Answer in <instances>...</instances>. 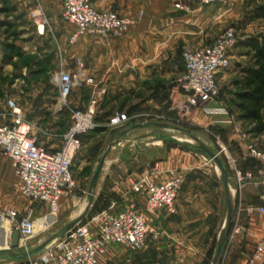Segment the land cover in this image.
I'll use <instances>...</instances> for the list:
<instances>
[{
    "label": "crops",
    "instance_id": "0c3cea01",
    "mask_svg": "<svg viewBox=\"0 0 264 264\" xmlns=\"http://www.w3.org/2000/svg\"><path fill=\"white\" fill-rule=\"evenodd\" d=\"M43 1L53 30L59 35V48L66 67L73 69V59L81 58L85 75L107 89L103 105L98 110V117L108 114L104 117L108 120L113 115L109 113L108 105L105 106L108 100L112 104H117L122 99H133L135 96L138 98L140 97L138 92L144 91L146 99L143 105L149 112L161 113L160 119L163 118V114L169 112L174 117H184L186 120L179 121L190 123L198 130L211 135L219 131V134H216L221 136L225 146L223 147L237 164V171L250 170L247 161L251 162L252 159L248 158L245 146L253 142L264 148V133L257 136L247 134L241 123L231 114L233 120L225 113L207 114L201 108H193L188 112L179 111L186 97L174 84V80L183 72V64L179 57L182 50L201 48L213 43L229 25L233 23L242 25L244 15L246 16L248 11L263 0H237L228 7L218 3L203 6L200 0H92L96 10L113 11L131 17L133 21L129 31L118 39L82 36L73 44H69L68 39L75 26L62 23L61 0ZM175 3L186 8L178 9L174 6ZM261 22H264V19L244 21L242 35L234 48L237 52L234 54L233 49L230 53V59H234V64L245 66L252 63V60L248 64L244 61L247 49L241 47L239 43L251 36L264 35L261 31L256 33L252 31L253 25L257 26ZM51 45L53 44L49 42L40 44L39 50L53 51ZM248 57H251V53ZM238 71L236 68L227 74H223L224 71L219 72L216 76L217 84L223 88L226 77L228 80L234 78L239 75ZM230 86L232 87V83ZM230 95L228 90L223 100L229 101ZM85 104L86 101L81 98L75 107H84ZM223 105L222 101L217 100L207 104V108L218 109ZM262 113L264 116V110ZM134 118H138V115ZM9 122V115L7 116L1 107L0 126ZM142 124H147L146 127L156 126L157 122L144 121ZM160 125L168 127L166 124ZM34 138L37 145L47 150H58L61 146V143L56 149H53V144L49 146L51 135L50 139L47 138L48 144ZM150 152L152 156L147 160L148 167L157 172L158 181L166 179V173L173 169L182 171L185 180L176 200V214L169 215L163 211L146 214L145 221L149 227L146 250L157 251L158 245L163 244L165 245L163 250L168 252L175 246L176 256L179 253L183 257H192L195 253H201L214 236L215 238L219 236L225 220L226 196L219 176L215 171L216 178L214 174L203 170L206 164L198 158L195 159L196 154L185 148L158 146ZM128 174V178H135L138 175L130 168ZM229 177V198L233 209L236 202L238 206L243 204L245 209L264 203L261 195L264 189L256 180L239 185L241 188L238 195L235 172L229 174ZM124 183L127 189L121 186L114 188L113 191L118 194L116 199L129 189L127 179ZM16 186L18 194L14 188ZM20 193V183L12 162L0 152V209H11L19 215L27 210L30 207L28 201L18 202L14 197L15 195L22 197ZM41 206L43 211H46V207L43 204ZM245 212L244 220L236 225V230L230 236V245L237 253L235 264H245L254 244L264 240V220H258L259 216H256V213L250 214L247 209ZM32 215L38 216L35 211ZM204 242L208 243L203 247L201 244Z\"/></svg>",
    "mask_w": 264,
    "mask_h": 264
},
{
    "label": "built area",
    "instance_id": "2783aa9c",
    "mask_svg": "<svg viewBox=\"0 0 264 264\" xmlns=\"http://www.w3.org/2000/svg\"><path fill=\"white\" fill-rule=\"evenodd\" d=\"M236 1L200 0V3L203 6L218 3L228 7ZM61 6L63 21L75 26L70 43L82 36L121 38L128 33L133 21L129 16L113 11L96 10L92 0H61ZM174 6L184 8L179 3ZM40 14L41 9L36 8L31 16L37 33L42 35L46 20ZM237 42L236 30L228 27L213 44L183 50V72L175 83L185 95L186 101L179 107V111L201 108L207 114L225 113L233 120L227 106L214 109L207 108V104L219 98L216 76L230 67V53ZM52 80L63 102L68 99L74 87L86 85L91 91L84 107L69 109V122L59 149L47 150L37 145L30 132L33 124L26 122L21 109L9 102L11 119L9 123L0 126V152L11 160L21 194L30 201L43 204L50 215H56L61 200L75 187L71 162L81 148V138L97 126L95 118L106 88L85 75L81 59L75 60L73 69L62 66ZM128 120L124 113H115L108 118L107 125L118 128ZM245 148L248 158L257 163L258 170L256 175L250 172L241 174L235 170L236 182L242 185L246 181L256 180L264 189V151L258 150L250 142ZM156 174L152 167L146 165L144 171L135 178L127 177L129 189L126 193L119 199L111 200L105 209L84 224L80 222L67 235L50 243L41 253L27 259V264H97L109 246H120L130 252L142 250L149 233L146 214L158 211L176 214V200L185 180L184 173L176 169L169 170L166 179L162 181L157 180ZM251 211L263 215L264 203ZM49 224L48 220L33 219L31 211L20 217L14 210L0 209V233H8L7 244L10 245L13 232H17L18 248L21 250L26 249L28 241L44 231ZM263 263L264 242H259L254 245L245 264Z\"/></svg>",
    "mask_w": 264,
    "mask_h": 264
},
{
    "label": "rangeland",
    "instance_id": "374dc122",
    "mask_svg": "<svg viewBox=\"0 0 264 264\" xmlns=\"http://www.w3.org/2000/svg\"><path fill=\"white\" fill-rule=\"evenodd\" d=\"M36 8L41 9L40 15L46 20L45 30L41 36L37 33L34 18L31 16V13L35 11ZM184 8L186 7L184 6ZM60 18L62 23H66L63 21L62 16ZM243 18L244 21H247L245 15ZM243 23L242 25L233 23L228 26L236 30L238 39L242 35ZM252 31L254 33L260 31L264 33V22L259 23L257 26L253 25ZM73 33L74 31L71 33L70 37ZM70 37L68 43H75L76 41L70 43ZM48 42L53 44L51 45L53 46V48L51 47L53 51L41 52L39 50V48H41L40 44L43 45V43ZM59 45V35L53 30V26L49 21V16L44 9L43 0H0V108L2 107L6 111L7 116L9 115L11 119L9 102L14 103L21 109L23 119L33 124L34 127L30 132L34 137L48 144L47 138L50 139L49 135H51L52 140H50L49 146L53 144V149H56L62 141L66 125L69 122V109L76 108L75 106L78 100H81V98L82 100L86 99H83L85 91H87V89L90 91L89 87L86 85L74 87L68 99H66L65 102H61L57 87L52 80L53 75L58 72L62 66H66ZM8 46H11L12 49L9 50ZM15 51L19 53L18 56L12 57V59L6 61L8 53L10 54L11 52L14 54ZM233 51L235 54L237 49ZM182 52L183 50L179 53L180 59ZM248 54L250 53L247 50L246 55H244L246 57L244 61L247 62V64L252 60L251 57H248ZM76 59L81 58H74L72 61L73 65ZM233 60L234 59H230V67L225 70L223 74L229 73L231 69L235 70L238 68V65H236L237 63L234 64ZM238 76L239 75H236L229 80L228 77H226L227 79L224 81L223 88L218 84L220 93L218 101H222L225 106L227 105L223 98L225 99V96H227L228 90L232 91L234 89L230 85ZM175 80L174 84L176 85ZM227 81L231 83H227ZM138 96L140 97L137 98L135 96L136 98L134 97L133 99H122L117 104H112L109 100L105 103V106L106 104L108 105L109 113L113 115L120 112L124 113L129 120L124 123L122 127L112 128L107 125L108 120L104 118L105 116L98 117L96 129L98 128L99 131L92 130L81 138V148L71 162L75 187L70 194L61 200L56 215H50L47 209L43 211L41 208L42 204L30 201L23 195L22 197L14 196L18 202H25L27 200L30 206L27 210L21 212L20 217H24L27 211H31L32 214L35 211L38 216L34 217L32 215L33 219L48 220V222H50L49 226L44 231L28 241L29 246H38L47 240L51 234L71 220L77 218L85 210L87 212L81 222L84 224L86 221L90 220L92 216L104 208L109 199L114 200L118 197V194L113 191L114 188H119L121 186V188L127 189L124 182L129 175V168L138 173V175L144 171L146 165H148V158L152 156L150 151L154 148H158V146H171V148H177V145H168V143L162 142L158 138L159 135L173 137L186 144L187 148L185 149L196 154L195 159L198 158L201 162L206 164L203 170L212 173L211 175H215V171L220 178V182L221 174L219 170L214 162H208L205 157L196 150L195 146L198 144H202L206 148L216 152L229 174L235 172V170L237 171V164L226 148H224L225 146L222 143L223 140L221 136H218L216 133L215 135H211L206 131L198 130V128L190 123L185 124L179 121L186 120L184 117H174L170 112L168 114H163V118L160 119L159 116L161 113H157V111L151 113L149 109L143 105L146 99L144 91L138 92ZM104 100L105 95L99 107L103 105ZM135 115H138V118H134ZM144 121H151L152 123L157 122V125H149L148 127L139 126ZM160 124L180 127L182 131H177ZM190 128L193 130V136L183 131V129L189 130ZM158 142L161 143L158 144ZM250 143L258 150L264 151V148L257 143ZM103 155H105V159L99 180L96 188L90 191V181L93 172ZM214 177L216 178V175ZM133 178L134 177H132V179ZM14 188L18 194L19 190L17 186ZM240 188L241 186L239 187L238 185V195H240ZM261 195L264 196V193ZM124 202L127 203V201ZM261 205L262 204L247 207L246 209L251 214L254 213L251 209L259 208ZM244 207L243 204L242 206H238L236 202V207L233 209L232 213L228 237L216 264H235L237 253L235 248L230 245V236L233 231L236 230V225L241 224L242 220H244L245 216H243V214L246 213ZM226 212L227 208L224 210L225 218ZM256 216H259L258 220H264V214H257ZM224 222L225 220H223V223ZM222 230L223 229H221V231ZM219 236L217 238L214 236L209 243H202L201 245H203V247L206 243H208V246H205V248L201 250V253L193 254L192 257H183L180 256L179 253L178 256H176L175 246L171 247V252L164 251L165 245L163 244H159V250L154 252H148L149 250H146L147 244L138 252H130L120 246H109L107 254L99 259L97 264H212L216 254ZM261 242H264V240ZM7 248H9V245ZM7 248H2L0 246V250H5ZM171 253L172 255L170 256ZM20 262H22V264H27V260L13 262L6 259V255L0 254V264H19Z\"/></svg>",
    "mask_w": 264,
    "mask_h": 264
},
{
    "label": "trees",
    "instance_id": "16d2710c",
    "mask_svg": "<svg viewBox=\"0 0 264 264\" xmlns=\"http://www.w3.org/2000/svg\"><path fill=\"white\" fill-rule=\"evenodd\" d=\"M246 17L247 22L264 19V0L248 11ZM239 45L251 53L252 63L245 66L238 65L239 76L233 80L232 87L234 89L230 91L231 97L229 101H225V103L229 109V113L235 116L236 120L241 123L246 133L251 136H257L264 133V116L262 113L264 110V35L248 37L241 41ZM8 48L9 50L12 49L11 46H8ZM18 54L17 51H15L14 54L11 52L10 54L8 53L6 61H9L12 57L18 56ZM84 94L83 99L86 98L85 101L87 102L90 97V91L87 89ZM105 116L107 117L108 114ZM97 119L98 115L95 121H97ZM189 130L193 131L191 128ZM93 131H99V129L95 128ZM215 133L219 134V131ZM247 163H249L250 167L248 172L252 173V175H256L258 170L257 163L254 160H251V162L247 161ZM240 173L246 174L247 171L241 169ZM110 201L109 199L106 202L103 209L109 205ZM19 264H22V262Z\"/></svg>",
    "mask_w": 264,
    "mask_h": 264
},
{
    "label": "water",
    "instance_id": "95a60500",
    "mask_svg": "<svg viewBox=\"0 0 264 264\" xmlns=\"http://www.w3.org/2000/svg\"><path fill=\"white\" fill-rule=\"evenodd\" d=\"M139 126L146 127L147 124H141ZM168 127H170L171 129L177 130V131H182V129L178 128V127H174V126H168ZM183 131H185L190 136H193L192 131H190V130H187V131L183 130ZM158 138L164 143L173 144V145H177L179 147L187 148L186 144L176 140L173 137L159 135ZM195 148L198 152H200L205 157V159L208 162H214V164L216 165L217 169L219 170V172L221 174V184L223 186V190H224V193L226 196V208H227L226 218H225L224 226L222 228L223 230L220 232V236L218 239L216 254H215V257L213 258V261H212V264H216L217 259L220 256V254L224 248L225 241L228 237L231 219H232V213H233L232 204H231L230 198H229V187H228V181H229L230 177H229V173L226 170L222 160L218 157L216 152L206 148L202 144H198L197 146H195ZM104 159H105V155H103L100 158V160H99V162H98V164H97V166L93 172V176H92L91 181H90V191H92L96 188L100 173H101L103 165H104ZM86 212L87 211L85 210L77 218H75V219L71 220L69 223L63 225L59 230H57L56 232L51 234L47 240H45L44 242H42L41 244H39L38 246H35V247L28 246L26 249H23V250L19 249L18 248L19 247L18 233L13 232L9 248H7L5 250H0V254L6 255V259L13 261V262L25 261L27 259H30L31 257L36 256L39 253H41L53 241L61 239L62 237L67 235L71 229H73L77 224H79L82 221V219L86 215Z\"/></svg>",
    "mask_w": 264,
    "mask_h": 264
},
{
    "label": "bare ground",
    "instance_id": "6f19581e",
    "mask_svg": "<svg viewBox=\"0 0 264 264\" xmlns=\"http://www.w3.org/2000/svg\"><path fill=\"white\" fill-rule=\"evenodd\" d=\"M61 102H63V99L61 100ZM7 238H8V233L6 234L5 231H2L0 233V246L2 248H6V246L8 245Z\"/></svg>",
    "mask_w": 264,
    "mask_h": 264
}]
</instances>
